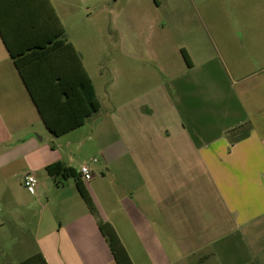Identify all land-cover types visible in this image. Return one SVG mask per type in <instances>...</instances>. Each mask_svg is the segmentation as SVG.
Segmentation results:
<instances>
[{"label":"crops","instance_id":"crops-1","mask_svg":"<svg viewBox=\"0 0 264 264\" xmlns=\"http://www.w3.org/2000/svg\"><path fill=\"white\" fill-rule=\"evenodd\" d=\"M40 1L0 0L7 42L0 36V264L36 254L45 264H117L98 220L112 228L132 264H264V65L233 78L217 60L189 58L190 66L162 86L161 98L129 106L114 105L109 95L107 109L84 63L93 32L74 29L79 12L92 18V0H48L65 30L63 44H54L62 37H54L57 28L47 32L41 19L34 30L23 23ZM251 45L259 43L248 41L247 50ZM10 50L19 58L33 53L23 69L52 100L50 110L56 107L57 129L82 112L72 111L71 100L65 104L58 85L78 95V58L99 111L53 136ZM245 123L248 136L230 144L226 133ZM86 143L94 156L87 163L79 160ZM55 162L76 170L96 214L74 179L56 185L48 175L46 166ZM84 165L89 181L79 173ZM25 173L37 179L34 191L23 186ZM26 233L33 255L25 249ZM8 243L18 247L4 262Z\"/></svg>","mask_w":264,"mask_h":264},{"label":"rangeland","instance_id":"rangeland-1","mask_svg":"<svg viewBox=\"0 0 264 264\" xmlns=\"http://www.w3.org/2000/svg\"><path fill=\"white\" fill-rule=\"evenodd\" d=\"M91 5L92 18L79 12L74 29L93 32L95 43L84 63L107 109L109 95L114 105L129 106L161 98L170 77L186 70L181 49L196 64L223 63L233 78L264 65V0H92ZM251 40L259 45L247 50ZM79 155L85 163L94 158L87 143ZM23 242L33 255L31 235ZM3 247L9 262L18 245Z\"/></svg>","mask_w":264,"mask_h":264},{"label":"trees","instance_id":"trees-1","mask_svg":"<svg viewBox=\"0 0 264 264\" xmlns=\"http://www.w3.org/2000/svg\"><path fill=\"white\" fill-rule=\"evenodd\" d=\"M37 6H38L37 7L38 9L29 11L28 14H23V19H22L23 23L26 25L27 28L34 30L37 23L38 22L40 23L39 19H41V24L44 23L47 28L46 31L57 28L58 32L54 34V37L55 38L62 37V40H57L54 42V44H63V39L65 38V30L62 27L59 19L55 15L49 1L48 0L40 1ZM0 36L2 37L4 42L7 44L6 38L1 30V25H0ZM67 45L72 49L70 44H67ZM32 48L34 47L32 46ZM32 48H29L30 51H32L31 50ZM10 54L12 58L14 59V63L19 70L22 80L24 81V84L26 85L28 89V92L40 114V117L43 123L45 124L46 128L49 130V132L53 136H60L66 133L67 131H69L70 129L79 127L80 125H82L84 118L90 115H93L99 111L100 101L96 97L94 87L92 85V82L88 74L84 70L80 62V59L77 57L75 53V56L78 58L77 62H78V68H79V80H78L79 93L78 95L72 94L71 96L69 92L65 90V88L62 89L61 85L60 84L58 85H59V88L62 94L66 96L65 104L69 105V102H70L69 100H71L72 101L71 104H73L72 111L77 112L78 110H80L82 112H81V115L77 118V121H75V123H73L72 125H68L67 127L57 129L55 122L53 121V114L51 112V110L55 111L56 107L53 106V108H51L50 110L49 104L50 103L52 104V100L48 96L46 97L38 92L35 86V81L37 78H32L27 73V70L23 69L24 67L23 62L25 60L27 59L30 60L27 63L33 62V59H32L33 53H26L24 55L25 56L24 58H19V56L17 54H14L12 50H10ZM181 54L186 64L190 66V59L186 51L181 49ZM21 60H23L22 64H21ZM75 98H77V100H75ZM76 101L78 102V107L77 106L75 107L74 105ZM250 129H251L250 124L245 123L243 125H240L236 128L229 130L226 133V137L230 144H234L246 138L249 134ZM46 172L48 173L50 177L54 179V182L56 183V185H59V184L63 185L64 182L69 178L74 179L76 188L79 194L81 195V197L83 198V200L85 201L88 207V210L92 214H96V210L92 204V201L90 200L85 190L84 185L80 182L79 174L76 172L75 169L69 166H66L65 164L61 162H55V163H52L46 166ZM98 226H99V229L102 235L105 237L108 243L110 252L115 262L117 264H132L127 253L125 252L124 248L120 244L112 228L108 224L101 223L100 220H98ZM19 264H45V262L39 254H36L20 262Z\"/></svg>","mask_w":264,"mask_h":264},{"label":"built area","instance_id":"built-area-1","mask_svg":"<svg viewBox=\"0 0 264 264\" xmlns=\"http://www.w3.org/2000/svg\"><path fill=\"white\" fill-rule=\"evenodd\" d=\"M79 173L82 179L86 181L92 178V172L87 165L81 166ZM22 184L27 190L34 191L37 188L38 182L33 174L25 173L22 177Z\"/></svg>","mask_w":264,"mask_h":264}]
</instances>
